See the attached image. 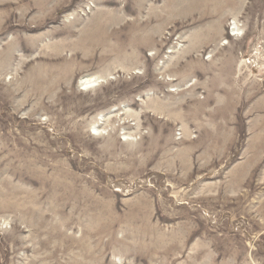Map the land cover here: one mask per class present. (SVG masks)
Returning a JSON list of instances; mask_svg holds the SVG:
<instances>
[{
    "label": "rangeland",
    "instance_id": "obj_1",
    "mask_svg": "<svg viewBox=\"0 0 264 264\" xmlns=\"http://www.w3.org/2000/svg\"><path fill=\"white\" fill-rule=\"evenodd\" d=\"M0 264H264V0H0Z\"/></svg>",
    "mask_w": 264,
    "mask_h": 264
},
{
    "label": "bare ground",
    "instance_id": "obj_2",
    "mask_svg": "<svg viewBox=\"0 0 264 264\" xmlns=\"http://www.w3.org/2000/svg\"><path fill=\"white\" fill-rule=\"evenodd\" d=\"M239 30L236 28H231V36H237L239 34L238 32ZM79 88L81 89V91L83 90H90V89H93V88H96L98 83H100L98 81L97 78H94V77H90V76H83L79 82ZM93 131H96L95 129H93Z\"/></svg>",
    "mask_w": 264,
    "mask_h": 264
}]
</instances>
